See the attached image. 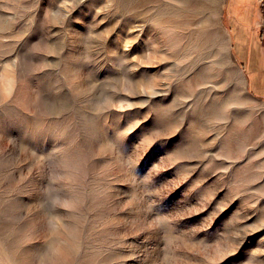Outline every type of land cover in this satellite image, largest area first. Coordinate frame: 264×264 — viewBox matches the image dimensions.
Segmentation results:
<instances>
[{
  "label": "rangeland",
  "instance_id": "obj_1",
  "mask_svg": "<svg viewBox=\"0 0 264 264\" xmlns=\"http://www.w3.org/2000/svg\"><path fill=\"white\" fill-rule=\"evenodd\" d=\"M173 5L0 0V264H264V0Z\"/></svg>",
  "mask_w": 264,
  "mask_h": 264
},
{
  "label": "bare ground",
  "instance_id": "obj_2",
  "mask_svg": "<svg viewBox=\"0 0 264 264\" xmlns=\"http://www.w3.org/2000/svg\"><path fill=\"white\" fill-rule=\"evenodd\" d=\"M173 2V9H170L169 12L178 24L190 22L189 19H186L184 12H193V15H200V18L195 19L199 25L196 30V51L198 54L196 55L195 62L202 61V59L210 54L211 56L218 55L224 38L218 37L217 31L211 27L214 18L204 14V12L208 10L211 12V15L217 14L220 0H173Z\"/></svg>",
  "mask_w": 264,
  "mask_h": 264
},
{
  "label": "crops",
  "instance_id": "obj_3",
  "mask_svg": "<svg viewBox=\"0 0 264 264\" xmlns=\"http://www.w3.org/2000/svg\"><path fill=\"white\" fill-rule=\"evenodd\" d=\"M259 2L261 3V0H259ZM261 13V10H258L257 14L260 15Z\"/></svg>",
  "mask_w": 264,
  "mask_h": 264
}]
</instances>
